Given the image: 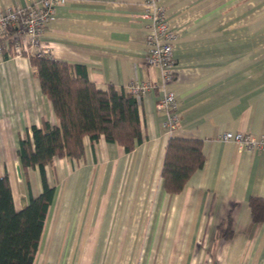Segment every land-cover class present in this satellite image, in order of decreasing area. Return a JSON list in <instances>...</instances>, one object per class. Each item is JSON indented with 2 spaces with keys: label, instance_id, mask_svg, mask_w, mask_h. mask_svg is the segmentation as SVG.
Masks as SVG:
<instances>
[{
  "label": "crops",
  "instance_id": "obj_1",
  "mask_svg": "<svg viewBox=\"0 0 264 264\" xmlns=\"http://www.w3.org/2000/svg\"><path fill=\"white\" fill-rule=\"evenodd\" d=\"M29 1L0 0V11ZM160 3L177 33L173 78L164 85L144 61L142 0H66L46 25L51 58L80 67L98 89L158 86L138 96L141 141L131 152L102 136L85 138L81 158H53L44 167L55 190L33 264H264V223L252 222L248 204L264 199V151L221 138L264 134V0ZM29 58L0 60V174L16 210L42 190L38 167L21 170L18 141L43 120L56 124ZM166 91L179 104L171 132L156 109ZM171 136L200 140L204 154L177 194L161 178ZM229 214L225 240L218 227Z\"/></svg>",
  "mask_w": 264,
  "mask_h": 264
},
{
  "label": "trees",
  "instance_id": "obj_2",
  "mask_svg": "<svg viewBox=\"0 0 264 264\" xmlns=\"http://www.w3.org/2000/svg\"><path fill=\"white\" fill-rule=\"evenodd\" d=\"M29 61L42 93L52 104L56 124L43 120L18 141L21 170L38 167L41 173L42 190L36 198L29 197L27 205L16 210L8 177L0 174V264H33L54 196V187L43 175L44 167L53 158H81L85 138L94 142L102 136L126 152L141 141L138 96L112 85L98 89L83 69L64 61L33 56ZM203 164L200 140L169 137L161 169L164 190L169 194L181 192ZM248 204L252 222L264 223V199L250 197ZM231 223L229 214L218 227L225 240L232 236Z\"/></svg>",
  "mask_w": 264,
  "mask_h": 264
},
{
  "label": "built area",
  "instance_id": "obj_3",
  "mask_svg": "<svg viewBox=\"0 0 264 264\" xmlns=\"http://www.w3.org/2000/svg\"><path fill=\"white\" fill-rule=\"evenodd\" d=\"M161 0H142L143 13L146 20L144 37V61L160 70L164 85L173 78L175 59L173 56L176 31L171 27ZM66 0H30L24 6L0 11V60L7 58L45 57L51 58L50 47L42 42L46 25L53 19L55 8ZM152 81H133L125 92L140 96L157 88ZM179 104L176 95L166 91L156 102V109L165 113L162 128L167 132L174 130L179 122ZM221 138L233 141L240 149L248 152L264 151V134L254 136L243 133L225 132Z\"/></svg>",
  "mask_w": 264,
  "mask_h": 264
},
{
  "label": "rangeland",
  "instance_id": "obj_4",
  "mask_svg": "<svg viewBox=\"0 0 264 264\" xmlns=\"http://www.w3.org/2000/svg\"><path fill=\"white\" fill-rule=\"evenodd\" d=\"M122 237H123V235L121 234V236L117 237V240H122ZM148 239H149V237L146 234H143L142 238H140V240H148Z\"/></svg>",
  "mask_w": 264,
  "mask_h": 264
}]
</instances>
